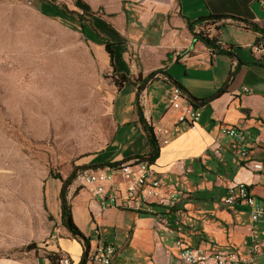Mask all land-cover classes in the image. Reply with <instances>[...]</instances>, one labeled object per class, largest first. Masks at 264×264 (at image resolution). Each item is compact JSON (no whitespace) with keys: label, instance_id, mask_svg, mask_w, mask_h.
Here are the masks:
<instances>
[{"label":"crops","instance_id":"crops-1","mask_svg":"<svg viewBox=\"0 0 264 264\" xmlns=\"http://www.w3.org/2000/svg\"><path fill=\"white\" fill-rule=\"evenodd\" d=\"M115 3V8L108 6L103 18L92 15L89 7L93 23L86 27L83 19V26L102 69L111 76L114 69L102 39L116 45L117 73L130 82L116 89L114 113L117 115L118 103L127 94L137 116L133 113L130 121L124 109L111 144L80 161L79 170L149 157L150 133L141 114L150 129L162 125L170 132V143L158 147L160 153L153 163L164 177L166 189L179 193L180 201L170 211L148 205L103 210L99 199L78 181L68 185L67 192L64 182L69 177H52L42 190L40 220L30 221L32 230L18 243L35 242L38 251L47 256L0 258V264H50L47 257L52 254L66 255L72 264H84L88 247L63 224L64 194L76 226L90 240L89 249L99 243L117 248L112 264H182L176 248L179 240L208 253L241 255L258 241L263 252L256 256L255 264H264V223H253L250 207L243 203L224 204L228 189L239 183L264 202V171L253 169L255 163L264 162V51H254L257 46L264 48V0ZM41 10L55 13L50 7ZM214 16L228 18L214 20ZM202 19L209 20L200 22ZM200 26L207 28L221 50L232 55L214 52L196 37ZM172 85L201 101L195 105L202 113L197 128L176 125L177 113L168 108L167 92ZM225 125L245 134L249 147L245 161L220 142V129ZM140 143L142 148L137 149ZM48 183L55 188L49 197Z\"/></svg>","mask_w":264,"mask_h":264},{"label":"rangeland","instance_id":"rangeland-1","mask_svg":"<svg viewBox=\"0 0 264 264\" xmlns=\"http://www.w3.org/2000/svg\"><path fill=\"white\" fill-rule=\"evenodd\" d=\"M78 1L103 18L118 0H0V258L47 256L18 244L41 218L44 183L104 151L124 109L137 116L127 94L114 113L115 76L80 31V17L86 27L93 19ZM46 189L54 194L53 183Z\"/></svg>","mask_w":264,"mask_h":264},{"label":"built area","instance_id":"built-area-1","mask_svg":"<svg viewBox=\"0 0 264 264\" xmlns=\"http://www.w3.org/2000/svg\"><path fill=\"white\" fill-rule=\"evenodd\" d=\"M198 36L203 35L213 40L211 33L205 26L198 27ZM214 41V40H213ZM256 53L264 51L262 46L254 48ZM249 92L248 88L244 89ZM168 108L177 113L176 125L189 129L198 127L202 113L189 99L185 92L176 85H172L167 92ZM175 126V127H177ZM157 146H166L170 143V132L162 126L152 127ZM220 142L223 146L239 152L242 160L248 158L249 147L245 134L232 125H225L220 129ZM221 155L220 151H217ZM253 169L264 171V162L255 163ZM76 181L99 199L103 210L110 208L140 209L142 206H155L165 211L174 209L179 201L180 194L166 189L164 177L154 167V163L147 158H139L129 163L109 168H87L79 170ZM243 203L250 207L253 223H264V202L257 200L249 187L244 183L231 186L225 205ZM160 217V220L164 219ZM182 264H255V258L263 252V245L255 241L245 254L237 253H208L200 249H192L184 241L176 243ZM117 248L113 245L99 243L85 259L86 264H112L117 254ZM59 264H72L66 255H61Z\"/></svg>","mask_w":264,"mask_h":264},{"label":"trees","instance_id":"trees-1","mask_svg":"<svg viewBox=\"0 0 264 264\" xmlns=\"http://www.w3.org/2000/svg\"><path fill=\"white\" fill-rule=\"evenodd\" d=\"M89 12H90V10L87 13H89ZM226 18H228V16H214V17H212V19H214V20H222V19H226ZM207 20H209V19H202V20H200V22H204ZM80 21L82 24L83 23V17H80ZM80 31L85 35L83 25L80 27ZM196 37H199V39L202 40L208 47L212 48L214 52L219 51V53H221V54L232 55L231 53H227V52L221 50L220 47L216 45L215 41L209 39L208 37H205L203 35H200V36L196 35ZM102 40H103V45L105 46V49L110 56L111 66L114 69V76H115L114 77L115 78L114 83H115L116 87L120 90V89L124 88V86L126 84H128L130 82V79L124 74L120 75L117 73L116 51H115L116 45L114 43H112L110 40H106L104 38ZM140 119H141V122L144 125L145 129L150 133V143H151V147H152V153L149 155V157H146V158L149 159L151 162H155L159 156L160 151H159V148L157 146V142L155 140L153 130L147 126V124L145 123V121L143 119V115H141V114H140ZM140 158L143 159L145 157H140ZM121 164H123V163H114V164H109L108 166L115 167V166H119ZM77 174H78V172L75 171L64 182V186L66 187V186L72 184L75 181ZM56 178L60 179V177H56ZM63 224L71 231V233L75 237H77L81 240H84L86 247H88V248L90 247V240L84 237V235L81 233V231L78 229V227L76 226V224L74 222L71 207L68 205L67 201L65 200V194L63 196ZM47 258L50 261V264H59L60 256H58L56 254L55 255L52 254V255H49ZM85 263L86 262H84V264Z\"/></svg>","mask_w":264,"mask_h":264},{"label":"water","instance_id":"water-1","mask_svg":"<svg viewBox=\"0 0 264 264\" xmlns=\"http://www.w3.org/2000/svg\"><path fill=\"white\" fill-rule=\"evenodd\" d=\"M77 6L84 12H88L89 11V6L85 3H83L82 1H78L77 2ZM186 94V93H185ZM190 99V101L194 104V105H200L201 104V101H199L198 99H196L195 97H193L192 95H187ZM84 241V240H83ZM89 248L86 249V252H85V257H84V262H85V259L89 253Z\"/></svg>","mask_w":264,"mask_h":264}]
</instances>
